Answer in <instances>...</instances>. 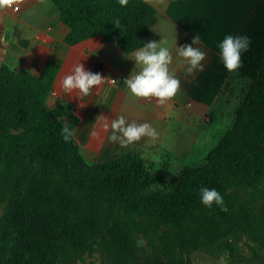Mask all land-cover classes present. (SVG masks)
I'll return each mask as SVG.
<instances>
[{
  "label": "trees",
  "instance_id": "trees-1",
  "mask_svg": "<svg viewBox=\"0 0 264 264\" xmlns=\"http://www.w3.org/2000/svg\"><path fill=\"white\" fill-rule=\"evenodd\" d=\"M71 30L65 42L81 43L95 35L115 42L129 53L150 41L156 7L147 0H54ZM119 21V28L116 22ZM251 38L238 70L251 78V88L234 126L209 151L206 162L187 166L173 187H152L160 175L139 152L85 159L73 134L80 121L74 108L49 97L61 63L49 58L39 73L31 67L0 63V165L15 177L27 163L42 170L41 204L19 203L9 226L0 264H62L66 208L52 198L51 183L62 179L71 192L84 193L112 206L126 204L132 215H152L179 228L204 207L200 188L216 189L224 198L236 187L256 186L264 179V0L247 18L240 34ZM231 72L215 53L190 83L189 94L211 104ZM69 128L65 142L61 132Z\"/></svg>",
  "mask_w": 264,
  "mask_h": 264
},
{
  "label": "crops",
  "instance_id": "crops-1",
  "mask_svg": "<svg viewBox=\"0 0 264 264\" xmlns=\"http://www.w3.org/2000/svg\"><path fill=\"white\" fill-rule=\"evenodd\" d=\"M157 9L150 34V41L167 39L173 55L170 71L180 80V90L165 105L133 96L123 80L135 68V61L127 59L132 52H125L115 42H107L101 35H95L81 43L69 45L65 42L71 27L62 20L61 11L54 0H23L19 11L12 8L0 10V63L7 62L16 68L31 67L41 73L49 58L61 63L54 83L56 94L49 97L50 105L61 100L70 104L80 117L73 130L87 161L95 162L101 155H124L139 152L145 158L175 156L177 161L186 162L198 152L200 135L198 126L187 136L171 134L185 123L195 124L204 112L217 108L227 110L231 105L230 96L239 92L246 75L239 70L231 72L221 92L211 104L195 101L189 94L190 83L201 73L187 75L186 65L176 55V46L191 44L198 35L199 45L206 53L202 62L204 68L212 61L215 53H220L219 44L227 35L238 36L249 15L262 0H147ZM149 41V42H150ZM139 49V48H138ZM137 50V49H136ZM81 62L86 70L100 73L105 81L86 97L77 92L66 94L61 89V80L73 66ZM232 82L231 87H229ZM228 101H221L226 94ZM194 104H197L196 107ZM205 104V105H204ZM191 106V107H189ZM124 116L127 123H149L159 133L155 141L147 137L126 148L110 142L103 130L106 122ZM92 132L97 136L93 137ZM171 134V135H170ZM196 134V137L192 136ZM194 139V140H193Z\"/></svg>",
  "mask_w": 264,
  "mask_h": 264
},
{
  "label": "rangeland",
  "instance_id": "rangeland-1",
  "mask_svg": "<svg viewBox=\"0 0 264 264\" xmlns=\"http://www.w3.org/2000/svg\"><path fill=\"white\" fill-rule=\"evenodd\" d=\"M245 77L239 92L230 96L227 110L218 104L204 112L201 124L197 117L195 124L184 123L171 133L187 136L199 125L200 146L188 161H177L167 153L156 160L146 156L147 166L160 175L152 187H173L185 167L206 162L209 151L238 119L252 84ZM229 90L221 98L223 103L229 99ZM42 176L39 165L26 163L15 177L0 165V249L16 205L41 204ZM51 194L57 206L67 210L62 264H264V179L256 186L230 190L223 198L227 212L213 203L179 228L152 215L134 216L126 204L112 206L71 192L61 178L51 183ZM138 240L145 242L142 247H137Z\"/></svg>",
  "mask_w": 264,
  "mask_h": 264
},
{
  "label": "clouds",
  "instance_id": "clouds-1",
  "mask_svg": "<svg viewBox=\"0 0 264 264\" xmlns=\"http://www.w3.org/2000/svg\"><path fill=\"white\" fill-rule=\"evenodd\" d=\"M23 0H0V10L12 8L15 6L19 11V3ZM129 0H118L121 7H126ZM116 28H119V21L116 22ZM165 38L157 41H150L143 47L135 50L127 59L135 61V68L126 79L123 80L126 88L130 93L144 100L155 99L158 105H165L172 100L180 90V80L170 71V65L173 63V55L167 45ZM200 38L196 35L191 44L176 46V55L181 58V62L185 64L187 75H194L196 72L204 70L202 63L206 59V53L199 45ZM251 38L243 36L227 35L219 44L220 59L224 68L228 72H235L242 67V53L249 50ZM105 81L100 73H93L86 70L81 62L75 64L70 73L61 80V89L64 93L69 94L77 92L80 97L89 96L92 90ZM106 122L103 130L107 132L111 129L108 136L110 142L118 143L120 147L126 148L134 142L140 141L147 137L152 141L158 139L159 133L149 123L136 122L127 123L124 116H119ZM61 135L65 142L72 137L69 128L62 129ZM93 137L97 136L96 132H92ZM200 202L211 208L213 203L220 207L221 211L227 212L228 209L224 203L222 195L216 189L207 187L200 188ZM143 240L137 241V247L144 245Z\"/></svg>",
  "mask_w": 264,
  "mask_h": 264
},
{
  "label": "built area",
  "instance_id": "built-area-1",
  "mask_svg": "<svg viewBox=\"0 0 264 264\" xmlns=\"http://www.w3.org/2000/svg\"><path fill=\"white\" fill-rule=\"evenodd\" d=\"M19 8H20V6H19ZM12 9L16 10L15 6L12 7ZM52 94H53V95L56 94V91H55L54 89L52 90Z\"/></svg>",
  "mask_w": 264,
  "mask_h": 264
}]
</instances>
